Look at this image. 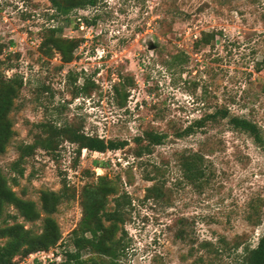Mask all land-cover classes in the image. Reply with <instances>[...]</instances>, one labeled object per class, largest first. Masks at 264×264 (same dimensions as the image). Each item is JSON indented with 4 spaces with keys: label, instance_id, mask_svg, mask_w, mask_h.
Instances as JSON below:
<instances>
[{
    "label": "rangeland",
    "instance_id": "rangeland-1",
    "mask_svg": "<svg viewBox=\"0 0 264 264\" xmlns=\"http://www.w3.org/2000/svg\"><path fill=\"white\" fill-rule=\"evenodd\" d=\"M50 27L80 41L71 63L62 66L56 53L48 60L38 56L41 33ZM211 32L208 46L198 44L202 33ZM0 43L5 54L19 53L10 59L16 68L4 75L17 73L23 81L9 113L14 134L0 153L6 178L14 176L9 168L16 146L31 143L39 123L71 122L85 135L127 144L102 154L81 150L73 166L75 146L68 142L53 154L36 150L22 165L23 176L14 185L9 181L18 197L39 207L40 191H57L62 179L76 194L99 177L115 183L106 209L122 193L129 202L122 227L127 248L119 264H234L245 247L255 246L264 219L247 216L254 203L264 213V72L255 71L264 57V0H98L68 16L55 15L47 0H0ZM84 78L93 84L89 95L72 98ZM216 108L254 123L260 142L227 119L172 136ZM147 128L168 136L135 158L132 139ZM198 149L209 176L195 188L182 180L177 157ZM145 174L163 182L165 200L143 199L154 183ZM15 214L7 208L0 227ZM43 217L24 223L17 216L16 222L39 233ZM51 217L61 235L56 247L18 264H60L64 251H73L77 200L60 203ZM120 236L118 230L115 239ZM237 237L242 241L233 249ZM204 242L210 246H200Z\"/></svg>",
    "mask_w": 264,
    "mask_h": 264
},
{
    "label": "trees",
    "instance_id": "trees-1",
    "mask_svg": "<svg viewBox=\"0 0 264 264\" xmlns=\"http://www.w3.org/2000/svg\"><path fill=\"white\" fill-rule=\"evenodd\" d=\"M49 8L57 16H68L76 9L94 7L98 0H47ZM60 29L50 27L41 33L40 42L37 46L38 56L51 59L54 53L60 57L61 65H66L74 60V50L80 41L73 38L59 36ZM214 38V33H202L198 44L208 46ZM5 46L0 43V153L7 146L14 132L9 113L13 109V102L23 88L21 75L13 73L4 75V71L15 69L10 65L12 57L16 61L19 53H4ZM256 72H264V57L256 64ZM74 84L76 78L71 77ZM93 84L84 78L80 86H75L71 95L75 98L78 95L88 96ZM115 92H118L115 89ZM124 98L126 95L123 96ZM227 119V124L233 129L248 134L256 143H259V132L254 123L238 116H229L226 108H216L214 111L204 113L200 118L194 120L183 129L174 130V138L186 137L196 131L204 130L207 127H215L221 120ZM38 130L33 135L31 143H20L16 146V158L11 162L9 170L14 174L6 178L0 171V218L5 214L6 209L11 207L15 215H7L12 220L11 224L5 223L0 227V264H18L20 260L36 252H48L56 247L60 239L59 228L51 217L57 206L62 202L77 200L80 208V219L74 229L70 232L69 245L73 251H64L63 261L60 264H119V259L124 255L126 242L125 232L122 227L126 220L125 206L129 204L125 194H120L112 199L113 207L106 209L107 196L115 194V183L99 177L97 183L85 184L76 194L73 187H70L65 179L60 181L57 191L41 190L39 196V207L31 200L18 197L9 184H16V177L23 176L22 165L28 158L32 157L36 150L46 154H53L62 142H68L75 146V165L79 159L80 151L85 150L102 154L106 151H115L124 148L126 141L110 139L104 140L97 136H88L81 131L80 125L66 122L59 126L52 123H39L35 125ZM168 135L143 129L142 133L132 139L134 144L133 156L140 158L142 155H149L152 148L163 143ZM178 169L182 180L192 187H202L208 180V168L206 158L201 149L195 152L181 154L177 157ZM157 175L159 173H156ZM160 175V174H159ZM144 180L154 181L145 189V200H165L166 189L163 182L155 175H144ZM251 213L248 219L254 218L257 222L260 216V209L257 204L250 205ZM41 219L40 232L35 233L31 229H25L24 224L16 222L17 216L22 218L24 223L34 222ZM106 223V225H105ZM257 224L254 223V226ZM120 230L121 236L115 239L116 232ZM182 232V231H181ZM181 238V235H177ZM240 237L232 240L231 248L236 249L241 244ZM222 242V241H221ZM202 247H209L210 243L204 242ZM212 252V251H211ZM212 254L217 256V251ZM234 264H264V228L257 239L254 247H245L238 261Z\"/></svg>",
    "mask_w": 264,
    "mask_h": 264
}]
</instances>
